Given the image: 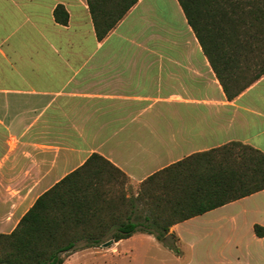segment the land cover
Returning <instances> with one entry per match:
<instances>
[{
    "label": "crops",
    "instance_id": "1",
    "mask_svg": "<svg viewBox=\"0 0 264 264\" xmlns=\"http://www.w3.org/2000/svg\"><path fill=\"white\" fill-rule=\"evenodd\" d=\"M146 1L98 38L86 0H0V233L92 153L135 193L194 153L230 142L264 153V73L227 98L178 1L169 0L186 38L159 24ZM255 224L264 227V189L169 232L189 263L264 264ZM134 238L145 241L136 251L159 245L140 232L114 243Z\"/></svg>",
    "mask_w": 264,
    "mask_h": 264
},
{
    "label": "trees",
    "instance_id": "2",
    "mask_svg": "<svg viewBox=\"0 0 264 264\" xmlns=\"http://www.w3.org/2000/svg\"><path fill=\"white\" fill-rule=\"evenodd\" d=\"M98 38L138 0H86ZM231 99L264 73V0H177ZM56 18L66 23L67 14ZM128 176L98 153L43 192L8 234L0 264H63L79 249L140 232L179 254L170 227L264 189V153L240 142L194 153L125 192ZM254 233L264 237V227Z\"/></svg>",
    "mask_w": 264,
    "mask_h": 264
},
{
    "label": "rangeland",
    "instance_id": "3",
    "mask_svg": "<svg viewBox=\"0 0 264 264\" xmlns=\"http://www.w3.org/2000/svg\"><path fill=\"white\" fill-rule=\"evenodd\" d=\"M145 4H150L153 14L157 16L158 23L170 22L173 31H179V35L186 38L187 31L181 26L180 19L173 13V8L169 0H147ZM153 15V16H154ZM155 17V16H154ZM186 40V39H185ZM125 192L135 190L128 182L124 185ZM135 193V192H133ZM146 238V237H145ZM136 240V241H135ZM176 246L179 254L169 249L166 245L158 241L159 245H144L138 251L134 250L135 242L144 243L142 239H132L123 245H116L114 242L109 246L102 244L97 247H89L76 250L70 253L66 259V264H195L189 263L187 258L189 252L184 250L181 243L170 240ZM145 244V243H144Z\"/></svg>",
    "mask_w": 264,
    "mask_h": 264
},
{
    "label": "water",
    "instance_id": "4",
    "mask_svg": "<svg viewBox=\"0 0 264 264\" xmlns=\"http://www.w3.org/2000/svg\"><path fill=\"white\" fill-rule=\"evenodd\" d=\"M112 240H108V241H106L105 243H103L102 245L103 246H109L110 244H112Z\"/></svg>",
    "mask_w": 264,
    "mask_h": 264
}]
</instances>
